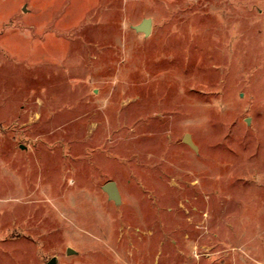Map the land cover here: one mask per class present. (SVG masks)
I'll return each instance as SVG.
<instances>
[{"label":"rangeland","instance_id":"obj_1","mask_svg":"<svg viewBox=\"0 0 264 264\" xmlns=\"http://www.w3.org/2000/svg\"><path fill=\"white\" fill-rule=\"evenodd\" d=\"M52 257L264 264V0H0V264Z\"/></svg>","mask_w":264,"mask_h":264},{"label":"water","instance_id":"obj_2","mask_svg":"<svg viewBox=\"0 0 264 264\" xmlns=\"http://www.w3.org/2000/svg\"><path fill=\"white\" fill-rule=\"evenodd\" d=\"M151 23H152L151 19L146 18V19H143L138 25L134 26L133 28L136 32H141L145 36H148L151 31ZM183 141L186 142L195 151L197 150V147L192 142V139L189 134L184 135ZM102 189L106 193L109 200L113 201L114 204L116 205L120 204V201H121L120 194H119V191H118V188L115 182L109 181L105 183L102 186ZM71 252L72 250L69 248L68 253H71ZM45 264H56V257L50 258Z\"/></svg>","mask_w":264,"mask_h":264}]
</instances>
